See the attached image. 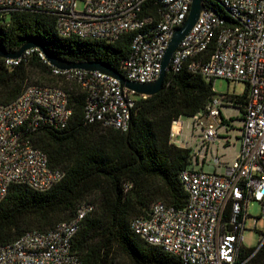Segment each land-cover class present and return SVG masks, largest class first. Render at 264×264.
Returning a JSON list of instances; mask_svg holds the SVG:
<instances>
[{
  "label": "built area",
  "instance_id": "2783aa9c",
  "mask_svg": "<svg viewBox=\"0 0 264 264\" xmlns=\"http://www.w3.org/2000/svg\"><path fill=\"white\" fill-rule=\"evenodd\" d=\"M145 1L0 0V22L13 12L32 10L52 15L59 36L113 41L132 31L129 52L120 60L118 71L130 80L152 82L191 0H154L157 10L142 14ZM211 1L213 5L203 1V9L172 53L166 71L185 68L212 84L216 78L241 81L246 85L244 103L241 108L230 103L234 112L223 115L226 95L215 94L211 86L210 99L187 117L195 143L186 146L189 163L178 173L186 191L185 203L174 207L157 199L145 215L129 221L133 233L177 257L181 264H240L239 257L247 248L242 243L247 218H253V230L258 218L264 221V0ZM77 2H81L80 9H76ZM31 50L17 58H2L3 65L12 69ZM50 67L53 75L84 93L86 123L128 129L137 94L103 72ZM233 115L239 121L235 134L229 127ZM70 116L68 92L56 84L27 83L15 98L0 102V200L13 183L42 191L62 177V171L49 166L46 154L30 137L40 126L63 128ZM180 118L171 123L177 130L170 127V140L180 130ZM220 131L225 136L220 137ZM237 137L239 149L232 159L224 160L215 151L208 155L210 144L219 139L222 144L231 143ZM204 163L212 170H202ZM251 202L259 205L257 216L247 211ZM91 208L90 203L81 202L68 220L42 231L27 230L0 245V264H79L72 238ZM258 231L256 247L264 239V228Z\"/></svg>",
  "mask_w": 264,
  "mask_h": 264
},
{
  "label": "trees",
  "instance_id": "16d2710c",
  "mask_svg": "<svg viewBox=\"0 0 264 264\" xmlns=\"http://www.w3.org/2000/svg\"><path fill=\"white\" fill-rule=\"evenodd\" d=\"M213 5L211 0H203ZM159 5L146 0L142 14L154 13ZM132 31L113 41L59 36L54 17L40 11H16L0 22V47L17 49L36 40L44 50L67 60H98L119 70L129 52ZM33 49L25 61L12 69L0 58V102L15 98L27 83L56 84L68 92L71 116L63 128L40 126L31 133L32 143L47 156L62 177L45 190L13 183L0 200V245L27 230H46L68 220L81 202L92 205L72 238L79 264H181L179 259L133 233L132 217L145 215L149 204L161 200L181 207L186 200L178 173L189 163L190 148L170 140L173 120L190 116L213 95L212 81L185 68L166 71L161 89L152 95H135L126 131L86 123L84 93L73 83L51 73L50 65ZM241 94L226 99L241 108ZM240 264H264V239L246 248Z\"/></svg>",
  "mask_w": 264,
  "mask_h": 264
},
{
  "label": "water",
  "instance_id": "95a60500",
  "mask_svg": "<svg viewBox=\"0 0 264 264\" xmlns=\"http://www.w3.org/2000/svg\"><path fill=\"white\" fill-rule=\"evenodd\" d=\"M204 3L202 0H191L188 13L182 22V24L176 27L164 49L161 61H160V71L158 77L152 82H138L135 80H130L121 75V73L110 66L106 62L98 60H67L60 58L54 54H51L44 50L42 45H40L36 40L29 39L21 43V45L13 50L6 51L4 48L0 47V58H17L23 51L27 49H38L43 59L50 65L59 69H84V70H96L103 72L115 77L121 88H126L134 92L137 95L149 96L157 93L163 84V80L166 74V68L169 64L170 58L177 45L181 39L188 33L191 29L200 11L203 9Z\"/></svg>",
  "mask_w": 264,
  "mask_h": 264
},
{
  "label": "rangeland",
  "instance_id": "374dc122",
  "mask_svg": "<svg viewBox=\"0 0 264 264\" xmlns=\"http://www.w3.org/2000/svg\"><path fill=\"white\" fill-rule=\"evenodd\" d=\"M81 8V2H77L76 5V9H80ZM213 90L215 94H241L244 92L246 85L245 83L238 81V82H233V81H227L226 79L223 78H216L213 81ZM130 96H133L132 94H130ZM224 112H226L224 110ZM239 116V113L238 115ZM237 116H233L232 117V125H229V127L232 128L231 133L235 134L236 133V128L239 125V121H238V117ZM183 121H187V117L186 116H181L180 118ZM238 139V137H237ZM202 170L204 171H211L212 169H210V167L207 164H204L202 167ZM247 211L251 216H257L260 208L258 203L256 202H251L248 204L247 207ZM252 217H248L246 222H245V226L248 228L245 231H243L242 233V237H243V241L242 243L244 244L245 247L250 248V247H255L258 243V235H259V231L258 230H262L264 228V221L261 218H258L257 222H256V230L251 229L252 226ZM117 263L118 264H130V262L122 257H119L117 259Z\"/></svg>",
  "mask_w": 264,
  "mask_h": 264
},
{
  "label": "crops",
  "instance_id": "0c3cea01",
  "mask_svg": "<svg viewBox=\"0 0 264 264\" xmlns=\"http://www.w3.org/2000/svg\"><path fill=\"white\" fill-rule=\"evenodd\" d=\"M231 104V101H228V104L224 105V107L222 108V114L223 115H230L231 113L234 112L233 107ZM224 110L226 112H224ZM235 116V115H233ZM232 116V117H233ZM231 117V119H232ZM220 137L225 136L223 134L222 131H220ZM171 141L178 145V146H183L186 147L188 145H193L195 143V137L192 136L190 128H189V120L187 119V121H183L180 119V130L178 132V134L171 138ZM239 149V140L238 139H231V143L229 142H225L224 144H222L221 139L218 140V142H214L213 144L209 145V151H208V155L210 154V151H215L217 154L221 155V158L224 160H230L234 157L235 153L238 151ZM206 164V163H204ZM203 164V165H204ZM202 165V167H203ZM210 169H212V167L207 164Z\"/></svg>",
  "mask_w": 264,
  "mask_h": 264
},
{
  "label": "bare ground",
  "instance_id": "6f19581e",
  "mask_svg": "<svg viewBox=\"0 0 264 264\" xmlns=\"http://www.w3.org/2000/svg\"><path fill=\"white\" fill-rule=\"evenodd\" d=\"M171 129H172L173 131H176V130H177V125H176V124H173L172 127H171Z\"/></svg>",
  "mask_w": 264,
  "mask_h": 264
}]
</instances>
